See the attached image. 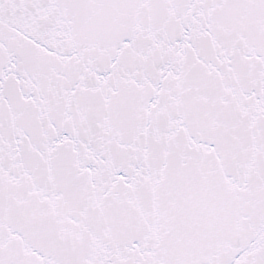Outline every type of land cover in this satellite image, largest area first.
Masks as SVG:
<instances>
[{
	"label": "snow or ice",
	"instance_id": "obj_1",
	"mask_svg": "<svg viewBox=\"0 0 264 264\" xmlns=\"http://www.w3.org/2000/svg\"><path fill=\"white\" fill-rule=\"evenodd\" d=\"M0 264H264V0H0Z\"/></svg>",
	"mask_w": 264,
	"mask_h": 264
}]
</instances>
